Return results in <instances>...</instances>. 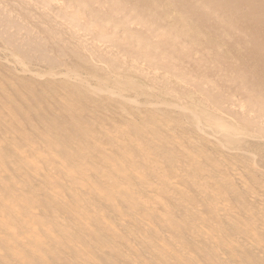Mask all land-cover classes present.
<instances>
[{"label": "bare ground", "instance_id": "1", "mask_svg": "<svg viewBox=\"0 0 264 264\" xmlns=\"http://www.w3.org/2000/svg\"><path fill=\"white\" fill-rule=\"evenodd\" d=\"M0 264H264V0H0Z\"/></svg>", "mask_w": 264, "mask_h": 264}]
</instances>
